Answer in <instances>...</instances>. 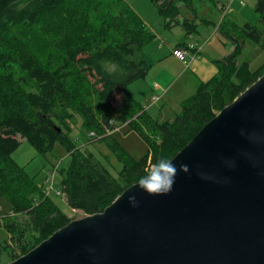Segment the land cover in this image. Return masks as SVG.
Returning a JSON list of instances; mask_svg holds the SVG:
<instances>
[{"label": "trees", "instance_id": "16d2710c", "mask_svg": "<svg viewBox=\"0 0 264 264\" xmlns=\"http://www.w3.org/2000/svg\"><path fill=\"white\" fill-rule=\"evenodd\" d=\"M152 1L166 26L182 25L187 36L198 31L200 22L213 23L200 16L197 0ZM183 7L194 17L186 16ZM255 11L257 23L220 22L233 50L214 60L217 71L199 82L180 111L161 119L126 89L148 75L145 48L156 39L127 0H0V196L10 202L9 211L0 213V221L5 217L0 229L12 241L4 246L10 260L74 219L13 158L21 144L18 136L43 155L62 144L71 160L59 172L58 190L72 210L103 211L163 157L170 160L264 74V63L253 69L240 60L247 40L264 51V0H256ZM116 94L121 96L118 105ZM77 114L84 145L70 135L68 122ZM122 125L146 142L141 156L131 154L114 136ZM97 143L107 152L96 150ZM108 152L120 168L111 165ZM1 242L0 234V249Z\"/></svg>", "mask_w": 264, "mask_h": 264}, {"label": "water", "instance_id": "95a60500", "mask_svg": "<svg viewBox=\"0 0 264 264\" xmlns=\"http://www.w3.org/2000/svg\"><path fill=\"white\" fill-rule=\"evenodd\" d=\"M169 161V193L136 182L2 264H264V74Z\"/></svg>", "mask_w": 264, "mask_h": 264}, {"label": "rangeland", "instance_id": "374dc122", "mask_svg": "<svg viewBox=\"0 0 264 264\" xmlns=\"http://www.w3.org/2000/svg\"><path fill=\"white\" fill-rule=\"evenodd\" d=\"M127 2L146 20L148 26L153 29L161 42L162 46H165L167 41L170 44L176 43L179 40L187 39L185 37L186 32L182 25H173L171 27L166 26V20L162 14L159 13L158 7L152 0H127ZM196 7L201 17H205L211 20L213 23L206 24L200 22L198 25V31L192 33L190 36L191 42L200 43L203 51H201V57H203V63L200 64L201 69L200 77L208 75L210 77L217 71V64L214 60L222 59L227 53L233 50L234 46L229 43L220 32L218 25L222 20L229 22H235L237 24H243L245 22L257 23L258 16L255 11L256 0H244L241 3L240 0H197ZM185 15L189 18H193V12L187 7L182 8ZM162 35L164 36L163 38ZM157 39L151 43L150 48L157 50L155 43ZM209 53V54H208ZM191 58H197L196 56H188ZM177 58V57H176ZM188 58L187 62L181 60L184 63L190 62L192 59ZM240 60H246L250 63L251 68L256 69L264 63V51L260 46L253 44L251 41H246L244 50L240 56ZM163 66V64H162ZM161 67V66H160ZM215 68L213 72L211 69ZM197 69L193 66L187 69L186 73L181 75L180 80L176 85L164 95L159 94L158 98H155V94L151 96V88L149 82L140 79L137 83H131L126 89L133 91L136 98L141 104L157 118H168L181 110L182 102L184 99L192 95L197 89V84L200 82L198 76L193 72ZM160 69L154 70L152 73L158 72ZM146 86L149 88V93L144 89ZM140 92H147V98ZM158 92V91H157ZM114 103L117 105L121 101L120 94H116L113 98ZM81 117L76 115V118L69 121V125L72 126L71 136L76 138L80 145L86 144V137L82 132ZM114 136L122 143V145L134 156H141L147 149L146 142L134 131H129L127 125L120 126L114 131ZM21 140L20 146L13 152V158L21 165L25 166L27 172L30 175L35 176V180L39 186L45 188L46 194H52L56 196V201L60 207L71 217L79 218L89 213L81 209L72 210L69 206L65 194L60 192L57 188L58 182L61 178L60 170L66 168L70 163V155L66 153L62 144L57 143L53 151L48 152L47 155H43L38 152L37 149L25 138L18 136ZM93 147L92 145H89ZM96 150H102L107 152L103 144L97 143L95 145ZM110 155V152H108ZM110 163L116 168H120L121 164L114 155H110ZM10 209V202L5 196H0V213L4 214ZM3 222L5 221V217ZM21 219H24L21 217ZM0 221V225L3 223ZM1 239L3 246L0 249L1 261L6 263L11 261L9 250L5 249V245L11 243L10 235L6 231L0 229ZM5 238L7 240H5ZM14 242V241H13ZM15 246V243H12Z\"/></svg>", "mask_w": 264, "mask_h": 264}, {"label": "crops", "instance_id": "0c3cea01", "mask_svg": "<svg viewBox=\"0 0 264 264\" xmlns=\"http://www.w3.org/2000/svg\"><path fill=\"white\" fill-rule=\"evenodd\" d=\"M145 22H146V20H145ZM176 25H179V24H176ZM195 32H197V31H195ZM190 36H192V35L191 34L188 36L185 35L186 38L187 37L190 38ZM163 37L164 36L162 35L161 38H163ZM188 38L179 40L178 42L173 43V44H170L167 41H165L166 45L162 46L161 42L158 38V35L156 34L157 42L155 43V45L157 47V50L150 48L151 43L149 45H147V47L145 48L146 59L151 64V69H150L148 75L146 76V78L143 79V81H146L147 84L149 82V85L151 88V93H152L151 96L153 94H156V93H159V94L164 93V95H166L169 92V90L176 85L177 81L180 80L181 75L185 74L187 69L190 68L191 66H193L197 69L196 71H194L192 69V72L196 76H198L199 79H201L200 82L208 80L209 78H211L213 76L214 73L210 77H207L208 75H203L201 77L198 75V74H200L199 70L201 69L200 64H202L204 61L203 57H201V51H203L202 48L200 51V55L197 58L192 59L187 64L182 62L181 60H179L178 58H176L172 54V50L175 46H177L178 44L183 45L184 43L182 44V42H185V41L186 42L191 41ZM162 64H163V66H162ZM156 69H160V70L156 73H152ZM214 69L215 68L213 67V69H211L210 72H213ZM136 81H138V80H135L132 83H137ZM198 84L196 86H198ZM144 89L149 93L148 86H146ZM129 92L136 98L135 93L132 90ZM147 92H144V93L140 92V93L142 95H144V97L147 98V95H148ZM136 99L138 100V98H136Z\"/></svg>", "mask_w": 264, "mask_h": 264}, {"label": "clouds", "instance_id": "9594fccd", "mask_svg": "<svg viewBox=\"0 0 264 264\" xmlns=\"http://www.w3.org/2000/svg\"><path fill=\"white\" fill-rule=\"evenodd\" d=\"M181 168L187 170L186 165H181ZM175 173V166L167 157H163L162 161L145 178L139 179V184L150 194H167L173 188ZM128 199L133 207L138 206L139 201L135 195L129 196Z\"/></svg>", "mask_w": 264, "mask_h": 264}, {"label": "built area", "instance_id": "2783aa9c", "mask_svg": "<svg viewBox=\"0 0 264 264\" xmlns=\"http://www.w3.org/2000/svg\"><path fill=\"white\" fill-rule=\"evenodd\" d=\"M241 3H244V0H240ZM200 49L201 47H198L197 44L193 42H186L185 45H177L173 48L172 54L187 62L188 56H196L198 57L200 55ZM194 59V58H191ZM155 98H158V94H155Z\"/></svg>", "mask_w": 264, "mask_h": 264}, {"label": "bare ground", "instance_id": "6f19581e", "mask_svg": "<svg viewBox=\"0 0 264 264\" xmlns=\"http://www.w3.org/2000/svg\"><path fill=\"white\" fill-rule=\"evenodd\" d=\"M189 42H191V41H189ZM192 42L195 43V44H197L198 47H201L202 48V46L200 45V43L198 44V43H196L194 41H192ZM200 51H201V49H200Z\"/></svg>", "mask_w": 264, "mask_h": 264}]
</instances>
